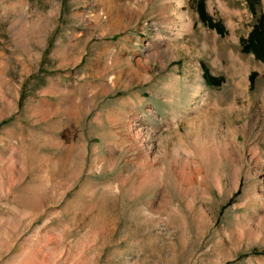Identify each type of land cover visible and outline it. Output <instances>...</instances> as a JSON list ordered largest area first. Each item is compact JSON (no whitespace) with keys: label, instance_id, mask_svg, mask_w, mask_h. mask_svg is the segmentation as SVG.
Listing matches in <instances>:
<instances>
[{"label":"rangeland","instance_id":"1","mask_svg":"<svg viewBox=\"0 0 264 264\" xmlns=\"http://www.w3.org/2000/svg\"><path fill=\"white\" fill-rule=\"evenodd\" d=\"M263 17L0 0V264H264Z\"/></svg>","mask_w":264,"mask_h":264},{"label":"trees","instance_id":"2","mask_svg":"<svg viewBox=\"0 0 264 264\" xmlns=\"http://www.w3.org/2000/svg\"><path fill=\"white\" fill-rule=\"evenodd\" d=\"M198 13L200 15V19H202L203 21H207V15L203 5L199 7ZM263 36H264V17L262 18L259 25L255 28L251 40H249L248 45L245 47L246 52L252 53L253 55L256 56L257 59L264 62V41L262 39ZM205 79L209 84L216 86L221 85L223 82V79L211 77L208 72H206L205 74ZM252 79L253 78H251V80Z\"/></svg>","mask_w":264,"mask_h":264}]
</instances>
